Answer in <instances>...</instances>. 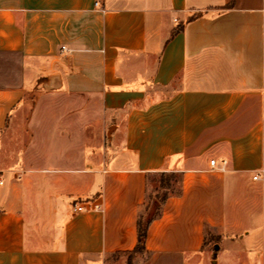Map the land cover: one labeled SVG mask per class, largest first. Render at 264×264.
<instances>
[{"label":"crops","instance_id":"0c3cea01","mask_svg":"<svg viewBox=\"0 0 264 264\" xmlns=\"http://www.w3.org/2000/svg\"><path fill=\"white\" fill-rule=\"evenodd\" d=\"M0 180V264H264V0H0Z\"/></svg>","mask_w":264,"mask_h":264},{"label":"trees","instance_id":"16d2710c","mask_svg":"<svg viewBox=\"0 0 264 264\" xmlns=\"http://www.w3.org/2000/svg\"><path fill=\"white\" fill-rule=\"evenodd\" d=\"M172 179L178 182L180 181L179 177L177 178V174L174 172L160 173L159 186L165 189L166 192L159 199L160 207L157 208L152 215H149L148 217H146V219H144L141 214L139 215L137 221V243L134 249L129 252V257H131L134 253L143 251L145 249V238L148 226L150 225L152 220H154L160 215L161 204L165 201L166 197L170 193H178V189H173ZM156 197L158 198V196ZM208 237L211 238V235H209Z\"/></svg>","mask_w":264,"mask_h":264},{"label":"rangeland","instance_id":"374dc122","mask_svg":"<svg viewBox=\"0 0 264 264\" xmlns=\"http://www.w3.org/2000/svg\"><path fill=\"white\" fill-rule=\"evenodd\" d=\"M159 179H160V173L152 174L149 177L148 196L146 199V203L141 211V215L143 216L144 219H146V217H148L149 215H152L155 212V210L160 207L159 199L166 192L165 189L159 186ZM172 180H173L172 182L173 189H177L178 181H175L174 179ZM156 196H158V198Z\"/></svg>","mask_w":264,"mask_h":264},{"label":"built area","instance_id":"2783aa9c","mask_svg":"<svg viewBox=\"0 0 264 264\" xmlns=\"http://www.w3.org/2000/svg\"><path fill=\"white\" fill-rule=\"evenodd\" d=\"M61 49L64 50L65 46H62ZM209 164L211 167H215L217 165V162L215 159H210ZM222 164H224L223 161H222ZM220 168L222 169L223 167H220ZM254 178H256V176H254ZM0 184H2L1 180H0ZM98 208H99V205L95 204L93 201H86V202H79V203L74 202L72 204V209L74 212H82L86 210H97Z\"/></svg>","mask_w":264,"mask_h":264}]
</instances>
